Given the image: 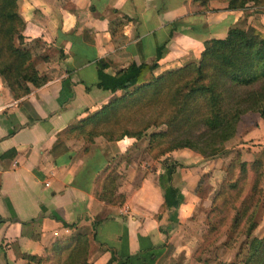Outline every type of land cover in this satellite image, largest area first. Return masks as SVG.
Listing matches in <instances>:
<instances>
[{
  "label": "crops",
  "instance_id": "0c3cea01",
  "mask_svg": "<svg viewBox=\"0 0 264 264\" xmlns=\"http://www.w3.org/2000/svg\"><path fill=\"white\" fill-rule=\"evenodd\" d=\"M19 10L24 43L43 45L36 66L48 78L15 98L0 77V264H40L31 256L78 231L90 236L88 264H122L127 255V264H149L164 240L161 215L154 218L163 201L158 179L147 173L133 200L111 205L98 196L97 178L131 137L88 140L66 130L122 91L96 85L99 67L113 75L132 61L153 62L164 42L154 73L180 66L231 27L264 32V10L221 0H20ZM193 207L184 196L162 213L188 215Z\"/></svg>",
  "mask_w": 264,
  "mask_h": 264
},
{
  "label": "trees",
  "instance_id": "16d2710c",
  "mask_svg": "<svg viewBox=\"0 0 264 264\" xmlns=\"http://www.w3.org/2000/svg\"><path fill=\"white\" fill-rule=\"evenodd\" d=\"M198 1L206 6L208 0ZM221 1L232 9L243 8L250 2L254 11L264 10V0ZM19 7L20 0H0V77L15 98L27 94L30 84L40 86L48 78L39 72L32 49L24 45L25 20ZM203 46L198 59L160 73H154V69L165 52L166 42L157 46L153 62L132 61L113 75L103 72L100 65L96 85L123 92L69 126L66 134L88 140L97 136L109 141L137 139L147 128L164 124V129L149 136L150 149L158 147L157 156L176 147H189L205 157L223 153L225 141L236 133L244 114L255 112L264 120V32L231 27L225 37L207 38ZM180 164L177 160L169 161L168 156L162 160L164 172L159 175V184L163 201L154 214L156 220L163 211L179 203V188L172 179ZM106 168L98 175L97 194L110 204H122V194H114L108 184L101 185ZM226 172L211 200L210 230L214 231L221 221L216 216L225 213L229 227L237 229L248 222L249 232L255 222L250 216L243 218V210L255 204L261 191L260 163L256 159H236ZM96 223L92 221L93 228ZM89 247L90 236L78 231L55 239L43 255H33L31 259L40 264H88ZM113 259L112 254L109 262ZM129 260V255L123 257L122 264ZM230 264H264V235L252 237L246 258Z\"/></svg>",
  "mask_w": 264,
  "mask_h": 264
},
{
  "label": "rangeland",
  "instance_id": "374dc122",
  "mask_svg": "<svg viewBox=\"0 0 264 264\" xmlns=\"http://www.w3.org/2000/svg\"><path fill=\"white\" fill-rule=\"evenodd\" d=\"M24 45L33 48L36 60L42 57L43 45L40 40L33 39ZM113 96L115 94L111 97ZM164 128V124L151 126L140 138L125 139L130 142L127 149L109 161L105 174L101 176V185L108 184L114 189V194H122L123 203L115 204L121 207L128 197L133 200L134 191L142 176L152 173L151 178H157L159 182V175L164 172V157L168 156L169 161L177 160L181 163L176 168L178 172L175 170L173 173L172 183L179 186L185 184L180 189L181 192L179 190V198L183 200L187 196L188 201H193L194 207L188 215H183L182 208L173 217L171 211L160 214L161 224L158 226L159 229L162 228L161 236L164 240L158 244L157 251L149 253V264H230L232 261L245 259L251 238L264 235V120L255 112L244 114L238 122L236 133L225 141L226 150L214 157H205L189 147H176L157 156L158 147L150 149L149 136ZM236 159H256L262 170L259 182L261 191L255 197L257 200L250 209L243 210V218L250 216L255 222L254 228L248 232V222L241 223L237 229L229 227L230 222L223 217L225 213H222L216 216L221 221L211 231L210 222L213 221L209 220L208 212L213 194L225 178L230 163ZM120 162L122 164L119 168L117 166ZM138 198H135L136 203L143 206L145 200L138 201Z\"/></svg>",
  "mask_w": 264,
  "mask_h": 264
}]
</instances>
